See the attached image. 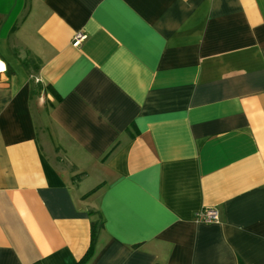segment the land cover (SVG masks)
<instances>
[{
  "label": "crops",
  "instance_id": "1",
  "mask_svg": "<svg viewBox=\"0 0 264 264\" xmlns=\"http://www.w3.org/2000/svg\"><path fill=\"white\" fill-rule=\"evenodd\" d=\"M0 64V264H264V0H0Z\"/></svg>",
  "mask_w": 264,
  "mask_h": 264
},
{
  "label": "trees",
  "instance_id": "2",
  "mask_svg": "<svg viewBox=\"0 0 264 264\" xmlns=\"http://www.w3.org/2000/svg\"><path fill=\"white\" fill-rule=\"evenodd\" d=\"M23 64L25 65V68L30 71L31 73H36L38 71V63L33 61L32 59H25L23 60ZM102 226V223L100 219L98 220H92L91 221V242L86 250L85 254L82 256L81 259H79L76 264H84L93 254L94 246L97 238L98 231L100 230Z\"/></svg>",
  "mask_w": 264,
  "mask_h": 264
},
{
  "label": "built area",
  "instance_id": "3",
  "mask_svg": "<svg viewBox=\"0 0 264 264\" xmlns=\"http://www.w3.org/2000/svg\"><path fill=\"white\" fill-rule=\"evenodd\" d=\"M85 35L82 32H78L73 36L72 45L78 46ZM196 218L203 222H215L219 220V214L214 208H205L197 213Z\"/></svg>",
  "mask_w": 264,
  "mask_h": 264
},
{
  "label": "rangeland",
  "instance_id": "4",
  "mask_svg": "<svg viewBox=\"0 0 264 264\" xmlns=\"http://www.w3.org/2000/svg\"><path fill=\"white\" fill-rule=\"evenodd\" d=\"M49 129H53V125L52 124L49 125Z\"/></svg>",
  "mask_w": 264,
  "mask_h": 264
},
{
  "label": "bare ground",
  "instance_id": "5",
  "mask_svg": "<svg viewBox=\"0 0 264 264\" xmlns=\"http://www.w3.org/2000/svg\"><path fill=\"white\" fill-rule=\"evenodd\" d=\"M0 67H2V64H0Z\"/></svg>",
  "mask_w": 264,
  "mask_h": 264
}]
</instances>
